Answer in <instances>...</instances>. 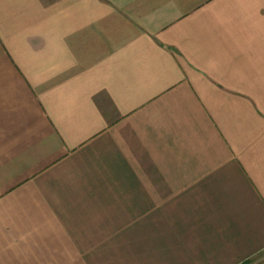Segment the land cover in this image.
Wrapping results in <instances>:
<instances>
[{"label": "crops", "instance_id": "obj_1", "mask_svg": "<svg viewBox=\"0 0 264 264\" xmlns=\"http://www.w3.org/2000/svg\"><path fill=\"white\" fill-rule=\"evenodd\" d=\"M0 264H264V0H0Z\"/></svg>", "mask_w": 264, "mask_h": 264}]
</instances>
